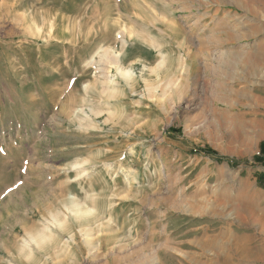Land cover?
<instances>
[{
	"label": "rangeland",
	"instance_id": "obj_1",
	"mask_svg": "<svg viewBox=\"0 0 264 264\" xmlns=\"http://www.w3.org/2000/svg\"><path fill=\"white\" fill-rule=\"evenodd\" d=\"M243 53L264 0H0V264H264Z\"/></svg>",
	"mask_w": 264,
	"mask_h": 264
},
{
	"label": "bare ground",
	"instance_id": "obj_2",
	"mask_svg": "<svg viewBox=\"0 0 264 264\" xmlns=\"http://www.w3.org/2000/svg\"><path fill=\"white\" fill-rule=\"evenodd\" d=\"M224 37H227V40H231L232 38L228 35V33H224ZM208 35V34H207ZM223 35V34H222ZM227 54V53H226ZM232 54H230L231 56ZM244 55V53H243ZM261 55V54H260ZM223 56V55H222ZM228 56V55H227ZM224 57V56H223ZM222 57V58H223ZM233 61H229L227 63V67L228 69H225L222 72H218L217 74V80H221L223 83L225 82H230V81H235V80H240L241 78L238 77V75L236 74V72L234 70V64H240L242 68L246 67L248 74L253 77V76H257V74L259 73V69L260 67L263 65V62L261 60L260 56H257L256 54H248L244 55L242 57L239 56H231ZM230 57V58H231ZM229 59V58H228ZM223 60H221L222 62ZM227 62V60H226ZM223 63V62H222ZM237 64V66H238ZM221 65V64H220ZM225 65V64H224ZM229 65V66H228ZM233 65V66H232ZM222 67V66H221ZM226 67V68H227ZM239 67V69L242 70V68ZM264 67V66H262ZM237 68V67H236ZM237 71V70H236ZM247 74V75H248ZM246 77V76H245ZM223 85V84H222ZM227 95V94H226ZM231 95V94H230ZM243 254H245V258L247 259L248 253L244 252ZM135 255V252H132L130 254L127 255V258L130 259L131 257H133ZM124 258V257H123ZM120 260V259H119ZM126 260V259H125ZM128 263V262H127ZM137 263V262H136ZM135 262H130L129 264H136ZM119 264V263H118Z\"/></svg>",
	"mask_w": 264,
	"mask_h": 264
},
{
	"label": "trees",
	"instance_id": "obj_3",
	"mask_svg": "<svg viewBox=\"0 0 264 264\" xmlns=\"http://www.w3.org/2000/svg\"><path fill=\"white\" fill-rule=\"evenodd\" d=\"M204 154L207 155H214V153L210 150L203 151ZM264 159V144H260L259 146V155L254 157V162H260ZM254 178L256 180L257 187L260 189H264V171L261 173H257L254 175Z\"/></svg>",
	"mask_w": 264,
	"mask_h": 264
},
{
	"label": "crops",
	"instance_id": "obj_4",
	"mask_svg": "<svg viewBox=\"0 0 264 264\" xmlns=\"http://www.w3.org/2000/svg\"><path fill=\"white\" fill-rule=\"evenodd\" d=\"M124 53H125V51H124ZM137 61V60H136ZM147 62V61H146ZM148 63V62H147ZM257 185V184H256Z\"/></svg>",
	"mask_w": 264,
	"mask_h": 264
}]
</instances>
